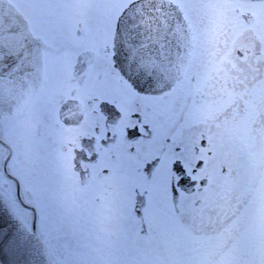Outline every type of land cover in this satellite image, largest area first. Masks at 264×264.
Listing matches in <instances>:
<instances>
[{"label":"flooded vegetation","instance_id":"obj_1","mask_svg":"<svg viewBox=\"0 0 264 264\" xmlns=\"http://www.w3.org/2000/svg\"><path fill=\"white\" fill-rule=\"evenodd\" d=\"M174 1L198 35L197 50L180 83L152 96L112 79L110 60L97 62L95 43L111 19L102 4L40 0L33 17L48 26L28 24L26 0H0V25L22 18L21 30L0 39L28 54L22 73L0 77V188L24 223L35 224L50 264H158L170 245L174 264H199L184 259L189 246L210 234L220 249L231 243L220 232L249 177L256 182L248 152L263 146L251 134L264 133V111L254 113L264 104V0ZM62 10L67 17L54 24ZM89 51L93 61L77 80L73 69ZM211 71L217 79L202 80ZM224 88L240 89L244 111L230 112ZM68 100L80 105L77 123L61 117ZM234 133L251 137L235 143Z\"/></svg>","mask_w":264,"mask_h":264},{"label":"rangeland","instance_id":"obj_2","mask_svg":"<svg viewBox=\"0 0 264 264\" xmlns=\"http://www.w3.org/2000/svg\"><path fill=\"white\" fill-rule=\"evenodd\" d=\"M210 1L212 4L215 3V0ZM256 7H259V5L257 4ZM194 54H196V49L194 50ZM211 73L212 75L207 74L202 78V80H208L210 82H213L212 79L216 80L217 72L211 71ZM200 83L201 82H198L196 86L199 87ZM224 89L225 90H222V94H224V91L226 92L225 94H227L228 97L227 100L234 99L230 102L228 107L230 108V112L239 114L240 112L244 111L245 105H240V103L243 102L241 99H239V97H241L240 89L238 92H235V90H232V88ZM256 92L257 89L255 94ZM257 99H259L261 102L258 94ZM235 100L237 102H235ZM260 104V106L258 103L255 104L256 108L254 113L258 114L260 111H264V104L262 102ZM252 105H247V112L250 110ZM245 115L246 114H244V116ZM246 116L248 117L249 115L247 114ZM251 135L255 138V140H258L259 144L260 141L263 142L264 140V133L258 135L253 133ZM251 135L234 133L232 137L236 143L244 136L245 138L249 139ZM248 153H251L250 160H252L253 163V169L251 170L253 173V181L256 179L258 183H253L251 177H249V180L245 183L244 187L240 191V199L238 198L240 204L236 203L233 213L227 219L228 223L224 225L222 228L223 231L220 232V234H223L224 232L225 235V237L221 236L222 239H224L222 242H231L232 244L223 245L220 249V247H218V244L221 241L220 237L211 234L207 235L204 239L206 242L201 243L199 247L193 244L187 248L188 250L192 251V254L184 256L185 260H189L191 263H193L192 261L194 260V262H198L199 264H264V148H262L261 155L259 154V151H257V155L252 152ZM258 158L259 164H257ZM232 231H234V233ZM230 233L231 235L229 236ZM235 233H239V238ZM233 235H235V238ZM233 245H237L233 247L235 252L229 254V250H231ZM166 249L167 253L163 256L165 260L163 261L160 259L158 264H174V259H177V256H175L176 253L171 249V245L166 246ZM210 250H220L221 253H219L218 258L217 256H214L216 254L208 256L209 259H207L208 262H206L205 258L207 257H205V255L206 252ZM201 253L203 254L201 255ZM158 255H161V253ZM203 259L205 261L201 262Z\"/></svg>","mask_w":264,"mask_h":264},{"label":"water","instance_id":"obj_3","mask_svg":"<svg viewBox=\"0 0 264 264\" xmlns=\"http://www.w3.org/2000/svg\"><path fill=\"white\" fill-rule=\"evenodd\" d=\"M164 4L160 5V9H167L165 12L166 17L163 21L155 22V28L153 24L150 22H145L141 27V31H139L137 37H142V40L139 41L135 46L133 45L131 48L129 46H119V50L123 53L118 54L119 60L121 61V65L123 69L131 75L135 74H149V78L152 79V83L155 82H166V85H169V81L175 80L180 76V71L184 65V52L188 50V39L186 34V29L182 23L181 16L171 5ZM162 6V7H161ZM158 23H164L163 27L157 26ZM127 24L125 25V27ZM168 32H171L172 35L169 39L168 45L155 46V37L157 34L167 35ZM125 31L121 33L124 35ZM166 37V36H165ZM164 37V38H165ZM162 39L164 41L165 39ZM121 44V41H120ZM119 44V45H120ZM140 48H135V47ZM174 51L173 60H171V54ZM179 48V49H178ZM128 49V50H127ZM179 55L182 59L179 61ZM184 55V56H183ZM136 62V65H130ZM182 63V64H181ZM164 88V87H161ZM6 236L3 237L2 241H4L3 246L9 248V250L13 249V245L18 244L22 247V250H30L32 247L39 248V255L41 260V264H46L41 247L38 242H33V239L30 237L33 234L28 233L25 228L16 220L13 216V213L10 211L9 207L3 201L0 196V233L2 229H7ZM24 231V234L21 232ZM30 236V237H29ZM21 257L20 255L18 256ZM21 261L23 258L21 257ZM10 261V262H9ZM24 261V260H23ZM27 259H25V262ZM12 264V259L6 260L3 256V253L0 255V264Z\"/></svg>","mask_w":264,"mask_h":264},{"label":"bare ground","instance_id":"obj_4","mask_svg":"<svg viewBox=\"0 0 264 264\" xmlns=\"http://www.w3.org/2000/svg\"><path fill=\"white\" fill-rule=\"evenodd\" d=\"M7 230L8 228L5 230L2 229L0 233V255L1 253H3V256L6 260L11 258L13 261L12 264H41L42 259L40 258L41 254L39 255V248L32 247L30 250H22V247L20 245L15 244L13 245V249L9 250V248L3 246L4 241H2V239L6 236V233L9 232ZM21 232L24 234L23 230H21ZM30 238L33 239L34 243L37 242L35 235ZM19 255L23 258L24 261L20 260L21 257L19 258ZM25 259H27L26 262ZM9 262L7 263L10 264Z\"/></svg>","mask_w":264,"mask_h":264}]
</instances>
